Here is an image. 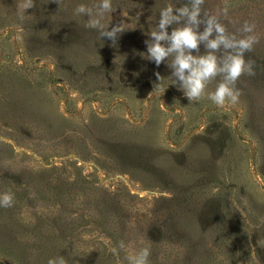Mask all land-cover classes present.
I'll list each match as a JSON object with an SVG mask.
<instances>
[{
	"label": "rangeland",
	"instance_id": "1",
	"mask_svg": "<svg viewBox=\"0 0 264 264\" xmlns=\"http://www.w3.org/2000/svg\"><path fill=\"white\" fill-rule=\"evenodd\" d=\"M26 3L0 0V197H13L0 264H134L144 248L148 264H264V0L199 6L198 32L211 17L228 41L255 42L235 83L218 71L191 100L176 53L158 65L149 45L164 9L180 16L195 0ZM207 43L191 54L211 51L221 69L239 54ZM48 71L83 83L61 86L67 99ZM221 83L237 103L212 99Z\"/></svg>",
	"mask_w": 264,
	"mask_h": 264
},
{
	"label": "clouds",
	"instance_id": "2",
	"mask_svg": "<svg viewBox=\"0 0 264 264\" xmlns=\"http://www.w3.org/2000/svg\"><path fill=\"white\" fill-rule=\"evenodd\" d=\"M204 3V0H195L192 10L189 11L187 7L179 9L180 16L172 15V8L168 7L161 12V19L159 21V32H152V36L155 38V43L149 45L150 58L155 59L159 65L167 56L171 53H176L173 67L176 68V74L184 79L188 91L186 96L191 100L199 98L205 88V81L217 75L218 71H224L227 73L226 80L235 83L245 70V59L243 53L249 51L252 48V44L255 42L252 39H240L238 41L230 42L224 35L225 28L219 24L215 18H208L206 28L203 33H200L193 27H197L201 23L198 19L200 16V5ZM32 0H27L25 4L26 8H32ZM102 8L108 10L111 8L110 0H103ZM86 9L83 5L79 6L77 11L84 12ZM187 17L188 23L186 26L174 28L171 35L167 32L168 25L174 21L179 22L181 18ZM246 31H250L251 27L247 26ZM96 22H92V26H95ZM123 28L117 26L110 32H103L102 35L108 37H114L117 32H122ZM215 32L216 38L209 39ZM170 42L169 47H165L161 42ZM202 41H208L207 48L210 50H217L221 45L225 48L238 47V55H232L229 58V62L225 64L224 68H220L218 65L217 57L213 52H209L205 56L195 57L192 50H197ZM189 74L184 76L185 72ZM159 77V73L156 74ZM240 93L229 86L228 83H221L212 99L216 101L218 105H223L226 97H231L233 104L237 103ZM2 204L0 206L10 207L12 205L13 197L10 193L3 194L0 197ZM150 251L148 248H144L138 258L134 260V264H148V257ZM48 264H53V261L49 260ZM60 264H66V261L61 258Z\"/></svg>",
	"mask_w": 264,
	"mask_h": 264
},
{
	"label": "trees",
	"instance_id": "3",
	"mask_svg": "<svg viewBox=\"0 0 264 264\" xmlns=\"http://www.w3.org/2000/svg\"><path fill=\"white\" fill-rule=\"evenodd\" d=\"M5 58V56H3ZM24 67H22L23 69ZM30 70L26 69L24 70V73L26 75V80L28 81V84H30L29 86H31L30 89H32L34 91V86H36L35 82H34V76L38 74V72H29ZM14 74V73H13ZM49 84L54 86V90H62V93L64 94V97L67 99H71L70 94H67V91H65L63 88H61V86H68L70 85L71 82H77L79 83H83V77H84V73L82 71L80 72H72V74L70 76H66V75H62L61 74H57V73H52L51 71H48L45 73ZM72 79V80H71ZM32 91V92H33ZM94 95H99V96H94ZM35 95H31V97H34ZM102 96H100V94L96 93L93 94V96L89 97L90 100H94V101H99L98 99H100ZM64 119V118H63Z\"/></svg>",
	"mask_w": 264,
	"mask_h": 264
}]
</instances>
